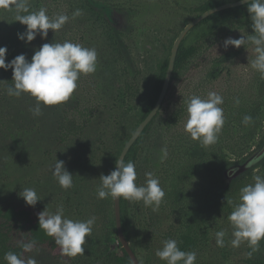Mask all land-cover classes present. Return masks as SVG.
Listing matches in <instances>:
<instances>
[{
  "label": "rangeland",
  "instance_id": "1",
  "mask_svg": "<svg viewBox=\"0 0 264 264\" xmlns=\"http://www.w3.org/2000/svg\"><path fill=\"white\" fill-rule=\"evenodd\" d=\"M103 1L125 9L130 15L132 31L127 35L126 42L138 65L137 75L127 66L123 72L125 75H122L123 68L116 57L113 37L103 28L100 20L85 9L83 0H30L31 11L43 7L50 18L66 14L69 21L59 31L53 33L49 30L46 39L42 40L37 35L27 44L17 39V34L23 33L26 26L15 21L13 13L0 9V47L7 48L6 63L20 54L30 61L34 50L44 43L71 41L68 37H74L75 43L84 47L94 48L98 54L95 73L82 75L78 81H86L95 87L100 109L79 134L65 140L60 135L63 110L76 103L78 90L63 104L42 106V115L34 117L30 109L35 107V100L24 94L20 97L8 96L6 89L13 86L12 70L0 69V203L14 197L20 205L26 206L19 193L24 188H33L41 198L33 208L40 211L46 208L50 213H55L58 207L63 206L66 218L75 221H86L93 216L96 218L91 235L86 237L83 255L58 261L45 250L37 249L29 254L37 260V264H117L114 258L118 240L113 200L97 198L99 178L110 174L112 163L140 124L160 70L168 61L177 36L197 17L194 9L205 0ZM221 1L228 3L235 0ZM77 9L82 10L83 14L73 19L72 14ZM236 21L232 17L221 23L206 22L194 30L192 28L183 39H186V46L197 47L198 53L180 80L170 82L156 118L135 147L133 162L137 185H144L146 172L154 173L160 180L164 161L160 159V150L164 147L168 149L172 138L190 140L184 131L186 110L181 113V120L176 125L167 126L170 115L180 102L192 95L207 98L210 91L217 92L223 98L231 92H238L241 97L255 94L252 82L259 72L252 69L250 64L255 55L253 46L248 43L238 49L223 47V41L229 37L239 39L241 35H249L239 24L235 28L230 25ZM225 55L231 56V60L221 67L219 78L210 82L208 72L213 60ZM125 77L131 84L128 97L122 95ZM259 119L257 135L243 151L244 155L239 149L236 154L224 150L229 160L243 161L259 148V143L264 139V106ZM233 129L238 128L234 126ZM178 150H187V147L181 145ZM56 160L64 161L65 169L73 175V186L68 190L62 189L52 175ZM257 175L264 177V165H258L253 171L248 185L254 183ZM211 182L208 174L199 172L188 178L184 186L189 200L195 201L193 211L199 212L210 224L207 239L195 251V264H244L248 244L242 243L238 248L231 246L229 214L213 219L212 226V205L208 195L215 188ZM237 202L239 196L235 198ZM128 206L131 244L140 247L138 258L141 262L147 255L150 264H156L154 251L163 247L161 239L165 233L180 227L176 215L180 213V217H183V212L171 213L162 204L155 212L148 207L153 224L150 231L145 233L142 229L143 203L130 202ZM220 230L226 231L224 247L216 245L215 233ZM253 255L264 259V239Z\"/></svg>",
  "mask_w": 264,
  "mask_h": 264
},
{
  "label": "clouds",
  "instance_id": "2",
  "mask_svg": "<svg viewBox=\"0 0 264 264\" xmlns=\"http://www.w3.org/2000/svg\"><path fill=\"white\" fill-rule=\"evenodd\" d=\"M247 3V12L251 21L253 34L241 35L239 39L231 37L223 41V47L240 48L250 43L253 46L254 59L251 68L264 75V0H240ZM0 9L14 14L15 21L26 26L23 33L17 34V39L26 44L40 38L46 39L51 30L53 33L62 29L69 21V16L60 14L54 19L47 15V9L41 7L38 11L30 10V0H0ZM82 10L77 9L72 18L81 16ZM6 47H0V69L12 70L13 86L6 89L10 97L28 95L35 100V107L30 109L34 117L42 115V106L50 107L67 102L77 89L80 77L95 73L97 68V52L94 48H87L80 43L71 41L44 43L38 50H34L31 60L20 54L6 63ZM223 97L215 91H210L207 98L193 95L186 102L187 118L184 131L193 141L202 146L215 144L221 132L224 112L221 105ZM240 103L239 99L235 104ZM243 124L252 123L251 116H244ZM161 161L168 158L167 147L161 150ZM52 175L59 186L68 190L73 186V175L64 166V161H55ZM137 172L134 162H125L124 158L115 161L114 170L108 175H101L97 187V198H111L117 201L123 198L130 202H142L145 207L158 211L165 192L160 180L152 172L145 173L144 185H137ZM19 196L26 206L35 207L41 200L36 190L24 188ZM233 210L227 217L232 229L231 246L238 248L247 243L253 252L259 250V243L264 239V177H254V183L240 189L239 202L233 203ZM96 218L93 216L86 221H75L66 218L64 208L60 206L55 213L46 208L38 214L39 229L52 237L55 244L60 247L61 254L68 257L83 255L86 237L92 233ZM226 231L215 233L216 245L225 246ZM20 254L8 252L4 259L7 264H37L31 255L36 247L34 240L21 244ZM159 260L166 264H195L197 253L195 251H182L177 241L168 239L163 241V247L155 252Z\"/></svg>",
  "mask_w": 264,
  "mask_h": 264
},
{
  "label": "trees",
  "instance_id": "3",
  "mask_svg": "<svg viewBox=\"0 0 264 264\" xmlns=\"http://www.w3.org/2000/svg\"><path fill=\"white\" fill-rule=\"evenodd\" d=\"M225 3L226 2L221 0H205L194 9V12L200 15L209 9ZM83 5L90 14L95 15L97 19L100 20L103 28L113 37L116 57L121 68H123L121 70L122 75H125L123 72H125L124 68L126 66L132 69L133 73L137 75L139 68L126 42L127 35L132 31V23L129 18L130 15L127 14V11L125 9H119L115 5L103 0H83ZM232 17L237 19L235 24L230 23L233 28L239 24L242 29L247 30L249 35L253 34L251 21L247 12V4L216 12L196 25L193 30L206 22L212 21L213 23H221L227 19H232ZM228 22L230 21L228 20ZM68 39L73 43L76 42L74 37H68ZM197 53V47L192 45L186 46V39L181 42L174 64L171 83L180 80L184 72L192 66L193 58ZM230 60L231 56L228 55L213 60L210 71L208 72L210 82H214L219 78L221 75V67ZM167 65L168 61H166L160 70L158 80L150 94V101L141 117V121L147 116L157 101L164 81ZM124 80L122 95L128 97L131 84L127 77H125ZM77 84L78 87L76 90H78V97L76 103L73 106H67L63 110V120L60 127L62 140H65L69 136L79 134L92 122L100 109L98 99L96 98L97 91L95 87L88 85L86 81H77ZM252 87L255 90L254 95L241 97L238 92H231L227 97L223 98L224 103L221 107L223 108L225 123L215 144L202 146L198 141H193L191 139L184 140L182 137L172 138L170 140L168 158L164 160L161 165L160 185L165 192V197L161 204L164 208L168 207V211L171 213L182 211L183 217H180V213H177L176 218L180 227L178 229H173L174 231L165 233V235L162 236L163 238L161 237L162 245L163 241L174 239L177 241L180 250L186 252L197 251L202 241L207 239L210 225L209 221L199 214V212L193 211L195 208V201L189 200V194L184 191L185 182L193 174L205 172L212 179V187H214L215 190L208 195V200L212 205V226L214 224L213 219L231 213L233 204H229L228 202L232 201L235 203V198L239 196L240 189L247 186L251 181L252 173L258 165L233 180L224 192L220 194L217 192L223 187L222 172L229 166L241 162L229 160L224 150L226 149L231 154L241 152V154L244 155L245 152L243 151L246 150L247 145H249L257 135L260 124L259 118L264 106V75L259 73L252 82ZM190 97L180 102L174 113L170 115L167 121V126L169 128L176 125L181 120V113L186 110V102ZM237 98L240 101L238 105L235 104ZM246 115L252 117V123L248 125L242 123ZM156 116L146 126L140 137L130 148L124 158L125 162H133L135 159V147ZM234 126L238 129H233ZM261 143L262 141L259 144L261 145ZM181 145H185L187 150H178V147ZM237 149H239V152ZM115 161L112 163L110 172L114 170ZM260 165H264V161ZM129 204L130 201L122 197L120 198L122 229L132 251L138 258L140 247H137L135 243L133 245L131 244L132 236L131 229L129 228ZM40 212L41 211L36 208L20 205L14 197H9L0 203V264H7L4 259L6 253L14 252L20 254L22 252L21 244L31 240L36 242L34 250L43 249L58 261L68 260V256L61 254L60 247L55 244L54 239L47 236L42 229H39L38 214ZM142 214L144 216L142 229L147 233L150 231V227H152L153 224L152 218L149 217L148 207L142 206ZM156 251L153 253L156 264H166V262L156 257ZM250 252H252V249L248 246L247 258L244 264H264V259L254 257L253 253L249 255ZM29 254L30 253L24 255L28 256ZM114 258L117 264H133L119 243L114 253ZM138 260L140 264H150L147 255H144L143 262H141L139 258Z\"/></svg>",
  "mask_w": 264,
  "mask_h": 264
},
{
  "label": "water",
  "instance_id": "4",
  "mask_svg": "<svg viewBox=\"0 0 264 264\" xmlns=\"http://www.w3.org/2000/svg\"><path fill=\"white\" fill-rule=\"evenodd\" d=\"M247 3H241L240 0L228 2L225 4H222L218 7L209 9L202 14L195 17L191 22H189L179 33L177 36L168 59V65L164 77V81L161 87V91L159 93V96L157 98L156 103L154 104L151 111L147 114V116L140 122V124L137 126L133 134L130 136L124 147L122 148L118 159L125 158L130 148L133 146V144L137 141V139L140 137L141 133L144 131L146 126L153 120V118L157 115L159 112L162 103L168 93V89L170 86L173 70H174V64L177 56V52L179 49V46L185 36L188 34V32L194 28L196 25L201 23L203 20L208 18L210 15L220 12L223 10L239 7L242 5H245ZM264 161V139L259 146V148L253 152L250 156L246 157L243 161L240 163L233 164L226 168L222 172V178L224 180V184L222 189L218 190L217 192L220 194L224 192L230 184L233 182V180L240 177L245 172L249 171L250 169L256 167L257 165H260ZM113 211H114V220H115V228H116V234H117V240L118 243L121 245V247L125 250L127 255L129 256L130 260L133 264H140L138 258L132 251L130 244L128 243L122 229V221H121V207H120V198L117 201H113Z\"/></svg>",
  "mask_w": 264,
  "mask_h": 264
}]
</instances>
